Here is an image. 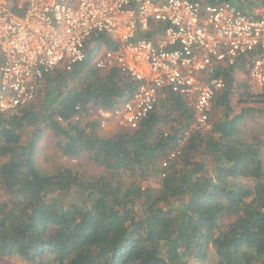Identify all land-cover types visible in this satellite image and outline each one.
Returning a JSON list of instances; mask_svg holds the SVG:
<instances>
[{"label":"trees","instance_id":"1","mask_svg":"<svg viewBox=\"0 0 264 264\" xmlns=\"http://www.w3.org/2000/svg\"><path fill=\"white\" fill-rule=\"evenodd\" d=\"M204 1L264 6V0ZM103 48H112L110 40L92 35L82 62L45 75L35 101L16 114L0 113V257L31 264L41 257L49 264H198L212 249L215 264H264V132L243 136L239 127L250 112L264 111L234 114L231 106L234 73L246 75L243 65L219 73L226 86L214 99L212 132L190 131L163 167L192 124L182 97L168 96L135 130L108 138L97 134L95 121L72 120L75 107L112 108L137 86L117 68L92 66ZM256 96L264 99V92ZM45 131L55 136L56 154L85 158L100 173L38 169L34 155Z\"/></svg>","mask_w":264,"mask_h":264},{"label":"built area","instance_id":"2","mask_svg":"<svg viewBox=\"0 0 264 264\" xmlns=\"http://www.w3.org/2000/svg\"><path fill=\"white\" fill-rule=\"evenodd\" d=\"M95 34L106 36L112 48L98 51L93 66L117 68L137 83L112 108L87 110L98 128L133 131L170 95L191 107L190 130L163 167L190 131L212 132L214 99L226 86L219 73L242 64L247 79L264 88L263 5L243 10L204 0H0V113L13 115L33 103L44 76L82 62ZM75 111L74 121L88 117L79 106Z\"/></svg>","mask_w":264,"mask_h":264},{"label":"rangeland","instance_id":"3","mask_svg":"<svg viewBox=\"0 0 264 264\" xmlns=\"http://www.w3.org/2000/svg\"><path fill=\"white\" fill-rule=\"evenodd\" d=\"M6 7L8 6L6 5ZM100 51H102V49L99 50V52ZM91 64L93 66V63ZM234 80H235L233 85L234 87L232 88V91L234 93L231 96V106L233 107L234 114H239L240 112H242V109L245 110L253 109L256 111L257 110L264 111V99L256 96L264 92V88L262 89L256 88L247 79L244 72L241 71L234 73ZM238 87L239 89H235ZM244 89H246V91L249 92L250 94L242 95V93L244 92L242 90ZM42 95L43 93L41 94V96ZM213 112L214 110H212L210 114L211 123H213L212 118L214 119V117L217 115V112H214V114ZM87 115L88 117L82 118L84 119L83 121H89V122L95 121L94 119H92L94 114L92 116H89L87 112ZM239 127L241 130L244 131L243 136H247L251 132L254 134L263 133L264 114L250 112L248 116L245 118V120L241 123V125H239ZM122 131L123 130H121L116 126H108L103 129L97 128V134L103 138L114 136ZM55 143H56L55 136L50 131H45L41 135L34 155V163L38 169L47 173H53L55 169H57L59 166H65L67 168L72 169L74 172H78L84 175L85 177L97 175L100 173L101 168L98 167L97 165L88 163L85 158L73 160V159L61 157L59 154H56ZM260 159L262 161V165L264 169V149L261 151ZM150 184L147 185L157 186L158 179L156 181L155 180L151 181ZM0 201H1V196H0ZM0 264H31V263L21 260L16 256H11V257H0ZM33 264H49V260H47V258L45 257H41ZM198 264H215V257L213 250L210 249L207 253V258Z\"/></svg>","mask_w":264,"mask_h":264}]
</instances>
